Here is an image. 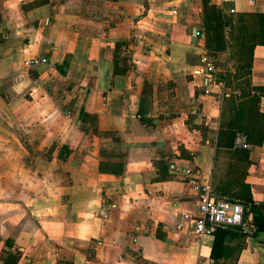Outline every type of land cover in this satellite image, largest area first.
Wrapping results in <instances>:
<instances>
[{"label": "crops", "instance_id": "obj_1", "mask_svg": "<svg viewBox=\"0 0 264 264\" xmlns=\"http://www.w3.org/2000/svg\"><path fill=\"white\" fill-rule=\"evenodd\" d=\"M202 2L0 0V264H264L248 225L224 229L214 257V231L189 234L204 182L243 184L264 211V130L243 155L215 144L225 90L221 72L195 73ZM213 59L225 67L227 50ZM248 80L264 86V45Z\"/></svg>", "mask_w": 264, "mask_h": 264}, {"label": "trees", "instance_id": "obj_2", "mask_svg": "<svg viewBox=\"0 0 264 264\" xmlns=\"http://www.w3.org/2000/svg\"><path fill=\"white\" fill-rule=\"evenodd\" d=\"M201 26L204 37V56L208 59L227 48L229 59H233V71L226 70L219 75V81L225 90L222 96L221 113L224 123L219 125L215 144L226 149L239 148L242 155L245 148L235 146V139L243 136L247 146L259 145L264 130V115L257 110V103L264 95V86H251L249 73L252 49L255 45H264V13H234L221 14L220 10L205 0L201 7ZM119 46L115 47L113 56V71L123 72L125 67L117 66ZM216 76V75H215ZM227 90V91H226ZM247 147V148H248ZM101 166V170H102ZM120 170V169H118ZM211 192L217 197L244 202L245 211L243 224L248 225L251 232L264 233V211L250 197L249 190L240 184L239 189L214 186L209 182ZM226 234L224 229L214 230V240L210 256L214 257V242ZM5 264H16L19 254L6 253ZM142 264H150L138 259Z\"/></svg>", "mask_w": 264, "mask_h": 264}, {"label": "built area", "instance_id": "obj_3", "mask_svg": "<svg viewBox=\"0 0 264 264\" xmlns=\"http://www.w3.org/2000/svg\"><path fill=\"white\" fill-rule=\"evenodd\" d=\"M212 4L218 5L223 0H209ZM40 61H44L43 59ZM38 63V60L25 62L30 66ZM226 68H219L214 61L206 56L201 57V66L195 73L204 74L205 83L212 80L215 72H225ZM222 93V91H221ZM220 100V97L218 98ZM236 143L241 147H247L243 136H238ZM185 173L190 170L185 169ZM245 205L241 200H230L226 197L215 196L209 187V183L204 182L196 186V214L190 219L189 234L199 240L203 235L211 234L216 228L237 229L243 226ZM183 217H187L183 215Z\"/></svg>", "mask_w": 264, "mask_h": 264}, {"label": "rangeland", "instance_id": "obj_4", "mask_svg": "<svg viewBox=\"0 0 264 264\" xmlns=\"http://www.w3.org/2000/svg\"><path fill=\"white\" fill-rule=\"evenodd\" d=\"M226 50H227V48H225ZM216 55V53L213 55V56H215ZM209 59L211 60V61H214V59H213V57H209ZM232 62H234L233 61V59H229V55H228V50H227V62H225V68H226V70H228V71H233V63ZM227 91V90H226Z\"/></svg>", "mask_w": 264, "mask_h": 264}, {"label": "water", "instance_id": "obj_5", "mask_svg": "<svg viewBox=\"0 0 264 264\" xmlns=\"http://www.w3.org/2000/svg\"><path fill=\"white\" fill-rule=\"evenodd\" d=\"M191 34H192V39H193V41L195 40V35H196V32H195V30H192V32H191Z\"/></svg>", "mask_w": 264, "mask_h": 264}]
</instances>
